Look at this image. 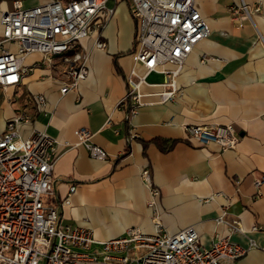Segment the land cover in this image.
I'll use <instances>...</instances> for the list:
<instances>
[{"label": "crops", "instance_id": "0c3cea01", "mask_svg": "<svg viewBox=\"0 0 264 264\" xmlns=\"http://www.w3.org/2000/svg\"><path fill=\"white\" fill-rule=\"evenodd\" d=\"M13 1L0 0V19L12 10ZM20 1L24 8H34L54 0ZM242 1L251 18H241ZM195 3L210 35L185 60L177 99L158 103L155 94L161 88L144 86L145 105L127 123L119 106L127 92L126 77L132 69L140 74L145 70L132 56L136 22L129 0H113L112 18L78 46L89 54V76L78 90L62 95L59 79L66 66L57 59L52 67L42 54H30L21 84L0 88V134L9 119L27 113L32 121L20 126L23 137L38 129L60 142L53 171L56 193L45 201L60 207L76 186L70 204L60 208L64 225L89 228L97 240L124 236L131 227L154 234L149 191L141 179L142 170L149 168L160 191L159 216L166 232L194 227L205 248L228 236L248 249L235 264H264V183L259 193L255 187L264 174V0ZM1 31L0 25V36ZM98 39L105 49L95 47ZM7 48L16 51L15 44ZM174 68L165 64V69ZM165 79L157 72L147 77L157 85ZM38 95L45 97L44 106ZM188 125H233L240 140L231 150L215 143L200 145L188 140ZM80 128L91 132V142L109 159H94L77 145ZM156 139L166 141L168 149L160 148ZM223 211L242 231L216 222Z\"/></svg>", "mask_w": 264, "mask_h": 264}, {"label": "built area", "instance_id": "2783aa9c", "mask_svg": "<svg viewBox=\"0 0 264 264\" xmlns=\"http://www.w3.org/2000/svg\"><path fill=\"white\" fill-rule=\"evenodd\" d=\"M111 1L54 0L34 8L13 1L12 10L2 13L0 19V88L19 86L27 56L39 53L49 66L54 67L57 59L66 66L59 79L63 85L60 93L77 91L89 76V54L78 46L115 14ZM129 9L136 22L133 60L145 70L140 74L132 69L126 77L127 92L119 106L131 120L145 105L144 86L161 88L155 94L158 103L177 99L181 94L177 78L185 60L210 35V28L195 0H129ZM240 10L242 19L252 17L243 1ZM9 44L16 45L15 52L7 48ZM95 47L105 49L106 43L98 39ZM168 63L175 68L165 69ZM153 72L165 75V81L149 84L147 77ZM36 100L41 106L46 103L43 95ZM31 121V115L17 114L0 134V264H235L247 253V248L228 236L218 237L205 248L194 227L175 234L166 232L159 216L160 191L149 168L142 170L141 179L149 191L147 204L154 213V234L131 227L124 236L97 240L89 228L62 224L60 208L70 204L76 186L70 188L60 207L46 203V198L56 193L53 171L60 142L38 129L23 137L20 126ZM185 131L188 140L200 145L215 143L222 150L235 149L240 140L233 125H188ZM76 135L77 145L84 146L90 157L109 159L104 149L91 142L88 129L80 128ZM263 183L264 174L255 182L258 193ZM226 216L223 211L216 222L242 231L238 221L229 222ZM260 249L264 251V246Z\"/></svg>", "mask_w": 264, "mask_h": 264}, {"label": "trees", "instance_id": "16d2710c", "mask_svg": "<svg viewBox=\"0 0 264 264\" xmlns=\"http://www.w3.org/2000/svg\"><path fill=\"white\" fill-rule=\"evenodd\" d=\"M126 121H127V123H129L131 120L130 119H126ZM160 148H162L163 150H166V149H168V147L169 146H167V142L166 141H164V140H159V139H156L155 141H154ZM128 152H126V154H127Z\"/></svg>", "mask_w": 264, "mask_h": 264}, {"label": "rangeland", "instance_id": "374dc122", "mask_svg": "<svg viewBox=\"0 0 264 264\" xmlns=\"http://www.w3.org/2000/svg\"><path fill=\"white\" fill-rule=\"evenodd\" d=\"M2 97V92H1V90H0V98Z\"/></svg>", "mask_w": 264, "mask_h": 264}]
</instances>
